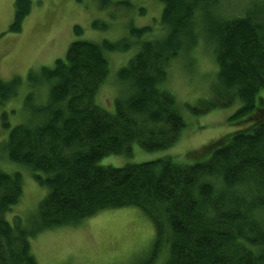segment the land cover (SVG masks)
Returning <instances> with one entry per match:
<instances>
[{
  "label": "trees",
  "instance_id": "1",
  "mask_svg": "<svg viewBox=\"0 0 264 264\" xmlns=\"http://www.w3.org/2000/svg\"><path fill=\"white\" fill-rule=\"evenodd\" d=\"M96 1L103 10L134 7L131 0ZM156 1V27L131 17L116 41L77 38L52 66L30 69L26 78L0 74V159L26 165L48 188L31 226L19 216L10 221L23 176L0 166V264H38L31 237L128 206L152 220L155 252L167 246L168 264H264V0L226 15L222 0ZM32 6L33 0H15L11 32L21 30ZM74 30L83 34L78 25ZM201 39L215 56L216 79L209 96L184 106L198 115L238 103L229 121L240 126L179 160L100 164L131 153L135 143L165 150L188 128L185 107L167 87L168 69ZM116 51L129 56L116 70L120 95L107 109L96 98L109 75L108 53ZM25 84L31 89L23 107H4ZM41 86L43 100L36 94Z\"/></svg>",
  "mask_w": 264,
  "mask_h": 264
},
{
  "label": "rangeland",
  "instance_id": "2",
  "mask_svg": "<svg viewBox=\"0 0 264 264\" xmlns=\"http://www.w3.org/2000/svg\"><path fill=\"white\" fill-rule=\"evenodd\" d=\"M120 1V0H115ZM253 0H222L221 13H240L249 7ZM132 9L112 5L100 9L96 0H33L30 13L22 21L19 32H11L10 25L15 15V0H0V74L5 80L21 76L26 78L30 69L43 65L52 66L57 58L64 57L72 41L85 38L91 41H116L122 38L124 27L131 17L138 26L152 24L156 27L160 3L156 0H131ZM144 7L145 15H140ZM108 22L106 29L92 27V22ZM83 29L76 36L74 27ZM161 28L157 26L155 33ZM132 46L127 52H131ZM128 54L110 52V70L107 79L98 90L97 101L109 109L120 95L121 83L116 70L123 64ZM167 87L172 90L182 106L196 104V100L210 92V84L215 81L218 65L204 39L198 46L169 64ZM31 88L24 85L20 94L8 100L4 107L20 109L23 107L24 94ZM39 100H43L47 87L36 89ZM206 93V94H205ZM208 101L205 99L203 104ZM181 106V107H182ZM239 104L218 107L207 113L190 115L183 110L188 128L179 139L165 150L148 151L137 143L132 152L123 155H110L100 160V164L124 166L127 163H141L162 156H175L182 159L192 151H199L206 144L224 137L240 125L230 124L229 117ZM25 116H20L21 120ZM12 120L13 122H17ZM200 123L195 127L197 121ZM187 123V122H186ZM186 155V156H185ZM0 166L8 172L20 171L23 176V190L20 200L7 213L12 221L15 216L22 219L23 225H32L40 199L48 192L47 186L39 184L33 171L24 164L0 159ZM156 231L154 223L141 210L134 206L106 209L95 216L88 217L75 225L48 229L30 238L31 248L38 264H168V249L162 247L155 252Z\"/></svg>",
  "mask_w": 264,
  "mask_h": 264
}]
</instances>
